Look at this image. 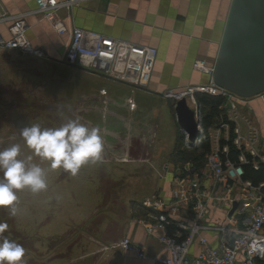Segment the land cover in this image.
Returning <instances> with one entry per match:
<instances>
[{"label":"crops","instance_id":"crops-1","mask_svg":"<svg viewBox=\"0 0 264 264\" xmlns=\"http://www.w3.org/2000/svg\"><path fill=\"white\" fill-rule=\"evenodd\" d=\"M0 2L6 13L24 15L26 37L31 46L42 53L36 57L56 65L65 75L63 78L68 85L64 92L75 113L76 160L88 166L107 168L105 176L110 183H116L113 177H126L127 183L133 185L131 197L127 194L129 198L121 204L123 213L112 222L118 224L117 231L108 236L107 230H102V237L113 241L111 244L128 237L143 248L148 257L138 259L132 253L116 249L119 264H153L152 257L163 255L161 246L135 221L148 211L141 204L148 196L158 194L170 200L174 189L190 191L197 183L208 198L204 224L234 228L240 227L246 216L240 213L239 207L229 215L233 202L241 203L245 196L255 194L263 200L264 183L258 186L250 183L249 187L243 184L246 181L243 178L241 181L215 179L207 165V156L227 145L229 140L234 145V129L238 128L243 138L241 145L235 146L240 151L238 158L243 155L251 160L254 169L258 164H264L261 162L264 158V92L236 107L239 117L234 120H230L228 104L222 103L215 113L210 105H200L194 95L201 132L195 144L207 141L208 151L201 147L192 150L174 112L177 93L190 86L208 83L210 76L195 69L194 63L203 60L206 66L214 65L231 0H81L58 12L68 28L77 27L122 42L154 47L156 57L152 73L143 88L129 86L81 66L68 65L64 60L67 38L57 35L42 19L36 12L34 0ZM6 29L7 24H0V32L5 34ZM200 110H203L202 115H199ZM166 114L167 122L164 121ZM204 118L208 122L205 127L202 126ZM180 140L185 141L183 149L177 148ZM251 150L255 152L254 156ZM177 151L200 156L196 161L185 155L186 159L182 161ZM177 176H186L185 181L179 183L175 179ZM140 179L144 180L140 182ZM63 183L71 190L75 208L81 206L75 200V186L98 187L95 181L84 182V175L80 174ZM82 207L87 211L80 214L75 211L63 223L76 226L92 221L98 206ZM191 214L188 209L173 217L189 224ZM173 228L175 224L169 231ZM57 234L54 231L47 235ZM201 235L212 247L220 240L213 230H203ZM191 251L196 253L199 246L195 244Z\"/></svg>","mask_w":264,"mask_h":264},{"label":"rangeland","instance_id":"rangeland-1","mask_svg":"<svg viewBox=\"0 0 264 264\" xmlns=\"http://www.w3.org/2000/svg\"><path fill=\"white\" fill-rule=\"evenodd\" d=\"M64 76L43 58L0 49V264H119L102 230L117 231L112 222L133 185L126 177L110 183L107 168L76 160L75 113ZM186 100L189 105V95ZM79 174L98 187L75 186L81 205L75 208L63 182ZM87 205L98 206L92 221L63 223Z\"/></svg>","mask_w":264,"mask_h":264},{"label":"built area","instance_id":"built-area-1","mask_svg":"<svg viewBox=\"0 0 264 264\" xmlns=\"http://www.w3.org/2000/svg\"><path fill=\"white\" fill-rule=\"evenodd\" d=\"M81 0H34L36 12L46 20L59 36L67 38L64 60L68 65L81 66L92 72H97L118 82L135 88L146 87L150 80L156 49L151 46L122 42L102 35L85 31L81 28H68L58 12L68 9ZM0 24H7L6 33L0 32V49L16 51L21 54L41 56L40 50L31 46L26 37V21L24 15H11L3 11L0 2ZM194 68L210 76L208 83L190 86L183 93L191 96L193 106L198 112L194 99L195 94L221 98L223 104H228L230 120L239 117L236 107L247 103L248 98L239 97L215 85L212 81L213 66H206L203 60H197ZM233 143L236 147L243 140L238 128L234 129ZM249 135V134H248ZM229 148L222 146L207 156V165L215 179L240 180L243 177L242 164L248 160L241 155L237 162L222 160L221 155H227ZM251 155L255 152L251 150ZM250 162V161H249ZM264 163V158L261 160ZM257 167V165H255ZM186 176H177L176 181L182 183ZM244 185L250 187L249 181ZM190 191L183 188L173 190L170 200L153 194L141 201L148 211L143 218L135 221L140 224L145 233L160 246L163 255L152 257L153 264H259L264 259V202L259 194L247 195L239 203L240 213L245 214V220L240 227L209 226L204 224L208 211L206 196L197 183ZM191 209L190 223L178 222L173 216L182 210ZM177 222V223H176ZM175 224V228L169 231ZM213 230L220 236L215 247L210 246L208 239L201 235L203 230ZM199 251L193 253L194 245ZM111 247L134 254L138 259L147 258L146 251L133 243L130 238L123 237L112 243Z\"/></svg>","mask_w":264,"mask_h":264},{"label":"water","instance_id":"water-1","mask_svg":"<svg viewBox=\"0 0 264 264\" xmlns=\"http://www.w3.org/2000/svg\"><path fill=\"white\" fill-rule=\"evenodd\" d=\"M213 68V83L226 91L243 98L264 92V0H231ZM175 99L176 121L193 145L201 134L198 113L185 94ZM238 206L233 202L229 215Z\"/></svg>","mask_w":264,"mask_h":264},{"label":"trees","instance_id":"trees-1","mask_svg":"<svg viewBox=\"0 0 264 264\" xmlns=\"http://www.w3.org/2000/svg\"><path fill=\"white\" fill-rule=\"evenodd\" d=\"M195 98L200 105H202V104L203 105H210L211 110H213L215 113L217 110L216 108L223 103V100L221 98L211 97V96H207L205 94H196ZM202 114H203V110H200L199 115H202ZM207 124H208V122L204 118V122H202V126L205 127ZM222 144L223 143H221L220 146ZM226 144L228 145L229 152L227 155H221L222 160L229 159L232 162H237L238 161V155H239L240 151L235 147V145L232 144V142L230 140ZM191 147H192L193 151H196V149H198L199 147H201L204 151L209 150V145H208L207 141H205L203 144L201 142L200 144L198 143V144L192 145ZM177 154L180 156V159L182 161L186 159L185 155L187 157H190L193 160H196V161L198 160L197 158L200 156L199 155V156L195 157L192 154L188 155L182 151H177ZM242 168H243V177L242 178L244 180L250 181V183L254 186H258L260 183H264V164L260 163V164H258L257 169H254L251 162H249V160H248V163L242 164ZM263 201H264V198H263ZM259 264H264V263H262V261H259Z\"/></svg>","mask_w":264,"mask_h":264},{"label":"bare ground","instance_id":"bare-ground-1","mask_svg":"<svg viewBox=\"0 0 264 264\" xmlns=\"http://www.w3.org/2000/svg\"><path fill=\"white\" fill-rule=\"evenodd\" d=\"M184 94V93H183ZM189 106L191 107V106H193V99H192V97L190 96V102H189Z\"/></svg>","mask_w":264,"mask_h":264}]
</instances>
